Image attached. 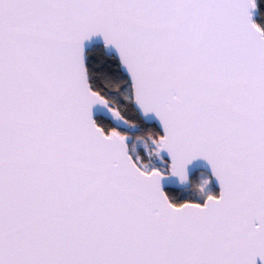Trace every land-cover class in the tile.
<instances>
[{
    "label": "snow or ice",
    "instance_id": "obj_1",
    "mask_svg": "<svg viewBox=\"0 0 264 264\" xmlns=\"http://www.w3.org/2000/svg\"><path fill=\"white\" fill-rule=\"evenodd\" d=\"M0 264H264V0H0Z\"/></svg>",
    "mask_w": 264,
    "mask_h": 264
},
{
    "label": "water",
    "instance_id": "obj_2",
    "mask_svg": "<svg viewBox=\"0 0 264 264\" xmlns=\"http://www.w3.org/2000/svg\"><path fill=\"white\" fill-rule=\"evenodd\" d=\"M203 166V163L202 162H198L196 167H202Z\"/></svg>",
    "mask_w": 264,
    "mask_h": 264
}]
</instances>
